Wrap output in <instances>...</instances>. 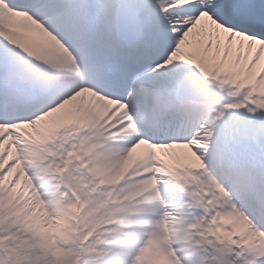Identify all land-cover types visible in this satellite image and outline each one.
Masks as SVG:
<instances>
[{"label": "snow or ice", "instance_id": "1", "mask_svg": "<svg viewBox=\"0 0 264 264\" xmlns=\"http://www.w3.org/2000/svg\"><path fill=\"white\" fill-rule=\"evenodd\" d=\"M0 264H264V0H0Z\"/></svg>", "mask_w": 264, "mask_h": 264}]
</instances>
